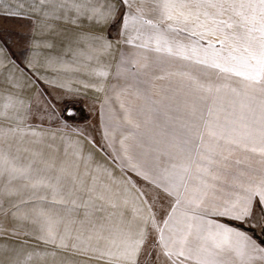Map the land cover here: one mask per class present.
Wrapping results in <instances>:
<instances>
[{"label": "snow or ice", "instance_id": "snow-or-ice-1", "mask_svg": "<svg viewBox=\"0 0 264 264\" xmlns=\"http://www.w3.org/2000/svg\"><path fill=\"white\" fill-rule=\"evenodd\" d=\"M26 3L44 19H71L74 24L83 18L102 25L119 15L127 44L181 62L179 75L189 82L181 125L184 138L172 150L152 149L139 159L129 155L133 146L121 141L122 168L145 181L147 190L137 187L131 198L124 190L121 199L105 185L97 194L95 178L87 189L82 205L86 209L103 211L105 203L125 209L131 205V218L107 229L103 224L85 227L71 218H49L39 238L107 264H264V240L258 242L259 237L238 226L264 229V0H139L134 12V0H16L7 14L27 16L22 11ZM130 27L135 36L128 34ZM92 40L90 50L82 54L99 63L111 44L103 36ZM153 42L155 47H150ZM35 43L39 47L43 42ZM17 68L0 54V124L9 125L0 128V136L18 131L11 125L22 117ZM47 82L73 91L67 84ZM120 108L131 124V104L121 102ZM4 172L21 170L0 151V175ZM59 183V176L55 184L39 181L52 190L54 202L80 206L76 190L64 193ZM161 192L171 203L170 211L158 218L154 208ZM19 235L0 226V236ZM33 255L39 253H29L24 260L17 254L11 264H27Z\"/></svg>", "mask_w": 264, "mask_h": 264}, {"label": "crops", "instance_id": "crops-1", "mask_svg": "<svg viewBox=\"0 0 264 264\" xmlns=\"http://www.w3.org/2000/svg\"><path fill=\"white\" fill-rule=\"evenodd\" d=\"M24 17L36 19L39 25L26 37L21 64L5 52L3 55L6 63L11 60L19 66L14 75L21 85L23 113L21 119L11 125L18 131L0 136V151L6 153L21 172L12 175L4 172L0 175V185L18 180L27 185L37 180L39 184L41 179L55 184L59 176L61 191L75 189L80 206L73 209L71 204L56 203L50 188L31 185L24 196L23 210L14 211L24 213V221L16 223L18 226L14 228L23 230L24 236L9 238L7 253L2 252L0 241V264H11L17 254L24 260L29 253L39 255H33L27 264H107L95 255L44 243L39 238L43 234L42 226L49 218H71L84 222L85 227L94 223L103 224L107 229L119 227L122 221L130 219L131 205L125 209L122 205L113 208L105 203L103 211L93 206L83 207L88 199L87 189L93 187L95 178L97 194L105 185L119 193L121 199L124 190L129 198L136 195L137 187L147 190L145 181L122 168L121 141L133 146L129 155L139 159H144L142 154L152 149L172 150L171 146L184 138L181 125L186 120L184 108L189 82L179 77L183 67L178 61L127 44L121 23L114 36L110 27L112 20L97 25L83 18L74 24L71 19H44L35 13ZM128 34L135 36L131 27ZM96 36L105 37L111 44L99 63L82 54L90 50L92 38ZM36 41L43 43L37 47ZM150 47H155L154 42ZM95 71H104L106 75L99 77ZM47 81L67 84L73 91ZM136 92L139 96L134 95ZM121 102L126 106L131 104L134 109L129 115L131 124L124 119ZM68 111L74 115L68 116ZM78 111H82L84 118L72 119L79 117ZM137 123L140 126L134 127ZM8 126L0 124V128ZM34 148L40 150V156L31 161ZM30 167L35 168L30 170ZM32 174L38 178L34 179ZM170 203L171 198L161 192L154 208L158 218L170 211ZM144 210L147 211L146 206ZM238 226L252 233L253 238H257L254 234L264 236V229L259 226ZM60 230L63 231V225Z\"/></svg>", "mask_w": 264, "mask_h": 264}, {"label": "rangeland", "instance_id": "rangeland-1", "mask_svg": "<svg viewBox=\"0 0 264 264\" xmlns=\"http://www.w3.org/2000/svg\"><path fill=\"white\" fill-rule=\"evenodd\" d=\"M15 3L16 0H0V54L4 55L5 52L7 55H10V57L18 64H21V57L24 51V45L26 44V37L28 36L29 31L34 28V26L38 27L39 23L35 21L36 19L34 20L31 18H25L24 16L20 15L7 14L14 10L13 7H10V5H15ZM138 6L139 0H134L133 12ZM22 11L29 14H34L28 4H25V9H23ZM146 15L152 14L146 12ZM110 27L113 31L114 36H116L117 30L120 27L119 15L117 16L115 22L112 21ZM179 66H182L181 62H179ZM180 76L181 75H179V77ZM36 149L37 148H34V155L31 161H34V159L39 158L40 156V150L36 151ZM35 167L39 169V166ZM35 167H30V170ZM32 177L34 179L38 178V176L35 174H32ZM18 178H20V176H18ZM37 184V180L32 181L28 185L26 182H21L20 180H18L14 181L13 183H4L0 185V202H2V207H0V226L8 231H17L18 233H20L18 237H23L24 231L14 228L18 226V224L16 223L24 221V213L17 212V215L14 217L12 215V212L16 211L17 209L19 211L23 210L25 201L24 196L26 195V193H29L31 185L35 186ZM5 210H8V215L6 217L4 215ZM9 238L10 237L0 236L2 252L6 250L7 253Z\"/></svg>", "mask_w": 264, "mask_h": 264}, {"label": "trees", "instance_id": "trees-1", "mask_svg": "<svg viewBox=\"0 0 264 264\" xmlns=\"http://www.w3.org/2000/svg\"><path fill=\"white\" fill-rule=\"evenodd\" d=\"M75 112V114L77 113V111L76 110H74ZM79 112V111H78ZM84 118V115H83V113H82V111H80L79 112V117H72V119H83ZM243 227V226H242ZM244 228V227H243ZM256 237H259V239L258 240H264V236H259V235H256V234H254Z\"/></svg>", "mask_w": 264, "mask_h": 264}]
</instances>
